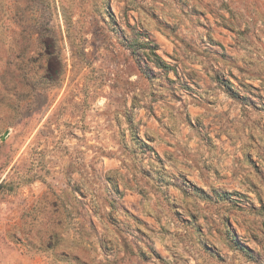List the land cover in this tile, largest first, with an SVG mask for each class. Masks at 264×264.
<instances>
[{"label":"rangeland","instance_id":"rangeland-1","mask_svg":"<svg viewBox=\"0 0 264 264\" xmlns=\"http://www.w3.org/2000/svg\"><path fill=\"white\" fill-rule=\"evenodd\" d=\"M240 60L264 76V0H0V264H264V90L241 91L213 69ZM193 64L240 91L242 123L257 132L255 177L220 192L234 197L211 204L222 220L180 233L170 258L147 233L113 247L104 214L72 183L74 163L95 126L114 129L128 155L141 114L200 129L188 112L204 105Z\"/></svg>","mask_w":264,"mask_h":264},{"label":"crops","instance_id":"crops-1","mask_svg":"<svg viewBox=\"0 0 264 264\" xmlns=\"http://www.w3.org/2000/svg\"><path fill=\"white\" fill-rule=\"evenodd\" d=\"M204 65H190L195 76L189 80L199 86L204 103L189 105L188 110L192 124L201 122L200 129L180 124L151 126V120L141 114L143 138L136 143L127 142L130 155L111 138L114 129L95 126L88 133L89 145L94 146H88V156L74 163L72 183L109 220L106 222L96 212L97 223L103 219L99 228L113 247L120 246L126 232L147 233L170 258L175 255L171 247L183 242L180 233L185 236L203 223L222 220L224 215L211 204L214 200L231 203L230 198L234 197L220 192L234 195L241 187L242 175L255 177L251 164L260 157L257 132L250 124L245 127L242 123L244 105L238 96L241 93L237 91L238 97H232L225 88L227 84H216L214 72ZM219 68L224 79L241 91L250 89V85L264 90V76H254L246 62L213 64V69ZM175 77L178 79V74ZM188 97L191 98L189 94ZM102 198L108 200L103 207ZM78 220L83 217L80 215ZM164 236L166 248L161 243Z\"/></svg>","mask_w":264,"mask_h":264},{"label":"built area","instance_id":"built-area-1","mask_svg":"<svg viewBox=\"0 0 264 264\" xmlns=\"http://www.w3.org/2000/svg\"><path fill=\"white\" fill-rule=\"evenodd\" d=\"M88 211H89V213L91 215V221L94 224H96V222H97V215H96V213H94L93 208L92 209H89ZM126 236H127V238L132 239L134 235H133L132 232H126ZM107 258H110V256H107Z\"/></svg>","mask_w":264,"mask_h":264},{"label":"trees","instance_id":"trees-1","mask_svg":"<svg viewBox=\"0 0 264 264\" xmlns=\"http://www.w3.org/2000/svg\"><path fill=\"white\" fill-rule=\"evenodd\" d=\"M152 54L154 55L155 59L158 61L156 64L158 67H160V68L162 67V69H170L171 70V68L169 66H166V64L160 58H158V56L155 54V51L152 50ZM232 97L237 98L238 96L236 94L232 93Z\"/></svg>","mask_w":264,"mask_h":264}]
</instances>
